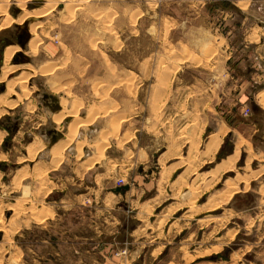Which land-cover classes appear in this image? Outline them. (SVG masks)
I'll return each instance as SVG.
<instances>
[{"label": "rangeland", "instance_id": "obj_1", "mask_svg": "<svg viewBox=\"0 0 264 264\" xmlns=\"http://www.w3.org/2000/svg\"><path fill=\"white\" fill-rule=\"evenodd\" d=\"M35 1L42 5L30 10ZM251 1L0 0L9 13L8 19L0 14V115L14 111L22 122L10 166L0 164V264H38L35 251H54L57 220L33 223L56 217L49 206L63 191L47 195L53 182L81 179L79 191L86 193L90 177L101 175L140 187L141 174L151 170L159 176L163 169L164 176L195 177L193 183L178 184L180 194L190 192L193 200L202 194L195 182L204 179L207 214L218 227H233L230 237L239 230L207 260L264 264V148L253 149L246 137L254 128L243 126L241 134L248 139L240 143L247 152L242 149V160L232 170L221 173L215 169L217 158L202 164L196 157L212 130L209 125L202 134V118L245 123L251 112L245 116L244 111L257 104V93L264 99V0ZM15 7L20 9L16 17ZM26 13L37 17L20 20ZM16 24L32 35L27 52L10 46V51L17 48L15 54H25L15 59L3 52L5 42L16 38ZM44 94L56 96L62 111L52 115ZM54 127L64 137L52 150L56 168L44 169L52 159L47 149ZM231 140H225L224 155ZM30 142L42 145L39 152L30 147L32 158ZM90 208L65 217L79 222ZM132 214L126 209L127 222ZM215 231L210 243L217 241ZM41 237L50 238L41 243ZM129 246L126 240L121 249L128 252ZM61 262L54 254L49 264Z\"/></svg>", "mask_w": 264, "mask_h": 264}, {"label": "crops", "instance_id": "obj_2", "mask_svg": "<svg viewBox=\"0 0 264 264\" xmlns=\"http://www.w3.org/2000/svg\"><path fill=\"white\" fill-rule=\"evenodd\" d=\"M254 1H251V5ZM41 5V1H35L30 2L28 7L30 10H34ZM19 12L20 9L15 7L12 16L16 17ZM32 20L35 19L31 18ZM15 28L18 32L24 33L25 38L18 39L16 36L15 39L11 38L5 42L4 56L12 45H19L22 50L27 52L31 36H27L26 31L21 29L20 24H16ZM17 31H15L16 35ZM252 39L258 40L259 36L254 35ZM11 55H14L16 59L25 54L22 51ZM259 94L260 92L257 93V104L254 103L251 106V116L248 122L231 126L222 116L214 118L212 122L207 117L202 118L204 122L202 134L204 135L209 125L212 130L208 131L203 148L196 153L198 162L205 164L217 158L215 169H221V173H225L241 162L242 149L247 152L246 148L241 147L242 141L248 139L246 137H249L253 142H251L253 149L256 148L258 151L264 148V120H262L264 119V99H261ZM49 97L53 103H56L53 99L56 96ZM52 101L46 102L44 100L48 111H52V115L62 111L63 107L60 105V100L58 99L61 109L55 111L53 110L54 106L51 104ZM10 108H15V106ZM14 114V111H7L0 115V164L3 163L6 166H10L8 163L10 153L15 147L14 141L21 133L22 127L21 118H14ZM244 125H251L254 128L251 136L245 137L241 134ZM50 134L47 152L52 159L49 163L43 165L44 169L48 166L56 168L53 164L52 150L64 137L63 132L57 128L50 131ZM57 134L62 135L58 141L53 143L52 138ZM255 135L256 138L253 139ZM214 137L219 138L220 142H214ZM227 137H233V141L231 140L233 146L230 151L218 158ZM28 145L29 158H32L33 154L29 151L30 147L37 148L38 152L42 147V145L34 142H30ZM177 163V161L171 162L167 170H172ZM184 165L188 167L187 164ZM164 172V169L161 170L159 176H153L151 170L148 171V176L141 174L140 179H138L140 187L125 180L124 185H129V189L124 193L116 191L119 187L117 184L118 179L114 182L110 181L107 176L100 177L101 175L90 177L89 182L92 183V186H89L86 193L79 191L81 179L75 180L72 178L69 180L67 178L65 181L53 182L52 189L49 190L47 195L54 189L63 191V195L56 204L49 206L56 217L48 215L39 222L33 221V223L34 227H37L44 222L57 220V245L52 243L54 251H46L45 248L35 251V262L49 264L54 254H56L65 264L68 262H72L71 264H222L223 261L210 262L207 257L209 258L213 253H219L227 243H230L236 237L239 230H235L233 236L230 237L233 227L223 226L220 228L219 225L214 224L215 218L213 219L211 215L207 214L211 208L206 207L209 189H204V179L199 178L195 182L196 185H201L202 194L193 200L190 192L180 194L178 184H182L184 181L193 183L194 176H188L184 172L185 174L182 173L173 178V176H164ZM76 186H78V189ZM150 190H154L153 193L149 194ZM148 194L149 196L144 198V195L147 196ZM200 198L203 202L199 203ZM165 201H169V203L157 210ZM192 201H194V204H192ZM87 202L92 204L88 205ZM86 206L91 207L89 214L78 217L79 222L71 223L70 218L65 217L67 212H74L75 215L76 212ZM128 208L133 210V214L127 222L125 217ZM82 226H87V228L83 227L84 229H82ZM211 226L215 228L211 230ZM26 229L29 230L28 227ZM215 230L218 234L215 238L217 241L210 243L211 232ZM104 237H108L110 241L104 240ZM47 238L41 237L38 241L44 243L48 241ZM126 240L130 244L129 250L121 254L118 249L123 247ZM217 246L222 248L209 252L211 248Z\"/></svg>", "mask_w": 264, "mask_h": 264}, {"label": "bare ground", "instance_id": "obj_3", "mask_svg": "<svg viewBox=\"0 0 264 264\" xmlns=\"http://www.w3.org/2000/svg\"><path fill=\"white\" fill-rule=\"evenodd\" d=\"M8 2H9V1H8ZM18 2L20 3V1H18ZM19 3H18V4H19ZM22 4H23V3H22ZM18 7H19V6H18ZM52 9H53V8H52ZM75 10H76V8H75ZM0 14H2L3 16H5L6 18L9 17L8 10L5 8V5H4L3 3L0 4ZM28 15H29V14H27V13L24 14V15H22V17H21L20 20L25 19ZM30 15H31V14H30ZM30 15H29V18H30V17H34V18L36 19V17H37V16H30ZM39 16H40V15H39ZM7 19H8V18H7ZM7 19L4 20L3 22H8L9 20H7ZM9 22H10V21H9ZM4 24H5V23H4ZM8 24H9V23H8ZM29 24H30V23H29ZM34 31H35V30H34ZM16 49H17V48H14V49L11 50V51L8 49L7 52H6V55H7L8 57L11 56L10 54H13V53L16 51ZM8 59H9V58H8ZM12 66H13V65H12ZM262 95H263V94H262ZM261 97H262V96H261ZM261 99H262V98H261ZM64 117H65V116H64ZM61 118H62V117H61ZM69 133H71V131H69ZM71 134H72V133H71ZM68 136H69V135H68ZM85 141H86V140H85ZM105 145H106V144H105ZM97 147H98V146H97ZM103 147H104V146H103ZM60 148H61V147L59 146L58 149H60ZM60 150H61V149H60ZM60 150H59V151H60ZM56 152H57V151H56ZM102 156H103V155H102Z\"/></svg>", "mask_w": 264, "mask_h": 264}, {"label": "water", "instance_id": "obj_4", "mask_svg": "<svg viewBox=\"0 0 264 264\" xmlns=\"http://www.w3.org/2000/svg\"><path fill=\"white\" fill-rule=\"evenodd\" d=\"M24 29H26L27 27L24 26L23 27ZM27 36L30 37V34L27 32ZM54 101H56L55 103V107L53 108V110H60L61 109V106L59 105V102H58V98L57 97H53ZM58 102V103H57ZM62 134H57L55 135L53 138H52V142L55 143L56 141L59 140V138L61 137ZM127 189H129V185H121L119 187H117L116 191L117 192H121V193H124Z\"/></svg>", "mask_w": 264, "mask_h": 264}, {"label": "flooded vegetation", "instance_id": "obj_5", "mask_svg": "<svg viewBox=\"0 0 264 264\" xmlns=\"http://www.w3.org/2000/svg\"><path fill=\"white\" fill-rule=\"evenodd\" d=\"M16 36H17L18 39L19 38L20 39H24L25 38L24 33L18 32V31H17V35ZM44 98H45L44 100H46V102H48L49 100L52 101L51 98L49 97V95H47V94H44ZM51 104H52V106L55 107V103H53V101L51 102Z\"/></svg>", "mask_w": 264, "mask_h": 264}, {"label": "built area", "instance_id": "obj_6", "mask_svg": "<svg viewBox=\"0 0 264 264\" xmlns=\"http://www.w3.org/2000/svg\"><path fill=\"white\" fill-rule=\"evenodd\" d=\"M249 113H250V110H248V109H246V110L244 111V115H245V116H248ZM123 184H124V179H123V178H120V179L118 180V185L121 186V185H123ZM126 252H127V250H126V249H123V250H122L121 252H119V253L124 254V253H126Z\"/></svg>", "mask_w": 264, "mask_h": 264}, {"label": "trees", "instance_id": "obj_7", "mask_svg": "<svg viewBox=\"0 0 264 264\" xmlns=\"http://www.w3.org/2000/svg\"><path fill=\"white\" fill-rule=\"evenodd\" d=\"M9 137V136H8ZM10 138V137H9ZM7 141H8V139H7ZM224 146H223V148L221 149V151L219 152V155H218V158H220V157H222L223 156V154H224Z\"/></svg>", "mask_w": 264, "mask_h": 264}]
</instances>
